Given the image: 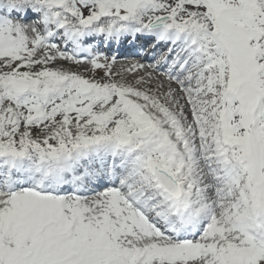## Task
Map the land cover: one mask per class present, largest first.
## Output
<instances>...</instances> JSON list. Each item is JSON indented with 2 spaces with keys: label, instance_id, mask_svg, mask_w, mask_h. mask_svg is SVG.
<instances>
[{
  "label": "snow or ice",
  "instance_id": "obj_1",
  "mask_svg": "<svg viewBox=\"0 0 264 264\" xmlns=\"http://www.w3.org/2000/svg\"><path fill=\"white\" fill-rule=\"evenodd\" d=\"M0 264H264V0H0Z\"/></svg>",
  "mask_w": 264,
  "mask_h": 264
},
{
  "label": "rangeland",
  "instance_id": "obj_2",
  "mask_svg": "<svg viewBox=\"0 0 264 264\" xmlns=\"http://www.w3.org/2000/svg\"><path fill=\"white\" fill-rule=\"evenodd\" d=\"M132 62V58H123V59H118L116 62V65L114 66L113 71H121L122 70V66H127L128 63ZM65 67H70L71 70L73 71H78V72H82L88 76H92L95 75L96 77H100L103 73L102 70H98L95 73H93L92 71H85V69L88 68L87 65H65Z\"/></svg>",
  "mask_w": 264,
  "mask_h": 264
},
{
  "label": "bare ground",
  "instance_id": "obj_3",
  "mask_svg": "<svg viewBox=\"0 0 264 264\" xmlns=\"http://www.w3.org/2000/svg\"><path fill=\"white\" fill-rule=\"evenodd\" d=\"M125 57V55L123 53H121L120 58L119 59H123Z\"/></svg>",
  "mask_w": 264,
  "mask_h": 264
}]
</instances>
